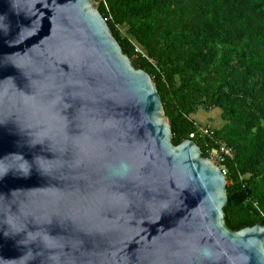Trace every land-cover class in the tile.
<instances>
[{"label": "water", "instance_id": "95a60500", "mask_svg": "<svg viewBox=\"0 0 264 264\" xmlns=\"http://www.w3.org/2000/svg\"><path fill=\"white\" fill-rule=\"evenodd\" d=\"M97 8L0 0V264H264Z\"/></svg>", "mask_w": 264, "mask_h": 264}, {"label": "trees", "instance_id": "16d2710c", "mask_svg": "<svg viewBox=\"0 0 264 264\" xmlns=\"http://www.w3.org/2000/svg\"><path fill=\"white\" fill-rule=\"evenodd\" d=\"M97 10L154 82L172 144L194 134L204 158L215 141L232 151L227 228L264 227V0H104ZM211 110L216 118L196 120Z\"/></svg>", "mask_w": 264, "mask_h": 264}, {"label": "built area", "instance_id": "2783aa9c", "mask_svg": "<svg viewBox=\"0 0 264 264\" xmlns=\"http://www.w3.org/2000/svg\"><path fill=\"white\" fill-rule=\"evenodd\" d=\"M97 2V4H99V2H104V0H95ZM145 57V56H144ZM145 59L148 61V63H150L153 67H156V63L154 61V59L149 58V57H145ZM209 131L206 128L200 127L199 128V132L201 134H208ZM194 134H190L189 135V139L193 138ZM216 146V150H214L212 153H210V155L208 156V159L210 161H212L213 163L217 164L218 167L221 169L223 175L225 176L227 171L225 169V167L222 165V163L225 161V158L227 157L228 159H232V151L225 147L224 145L220 144L219 142L215 141Z\"/></svg>", "mask_w": 264, "mask_h": 264}, {"label": "crops", "instance_id": "0c3cea01", "mask_svg": "<svg viewBox=\"0 0 264 264\" xmlns=\"http://www.w3.org/2000/svg\"><path fill=\"white\" fill-rule=\"evenodd\" d=\"M211 113H212V110L210 112H208V113H203L201 118H199L200 119L199 121L203 122L204 119H208V118H213L214 119V118H216L215 115H213ZM204 122H206V120Z\"/></svg>", "mask_w": 264, "mask_h": 264}, {"label": "rangeland", "instance_id": "374dc122", "mask_svg": "<svg viewBox=\"0 0 264 264\" xmlns=\"http://www.w3.org/2000/svg\"><path fill=\"white\" fill-rule=\"evenodd\" d=\"M123 31V30H122ZM124 32V31H123ZM201 114H203V112H201V111H199V114L198 115H201ZM199 118H201V116H197V118H196V120L198 119V120H200ZM200 122V121H199Z\"/></svg>", "mask_w": 264, "mask_h": 264}, {"label": "clouds", "instance_id": "9594fccd", "mask_svg": "<svg viewBox=\"0 0 264 264\" xmlns=\"http://www.w3.org/2000/svg\"><path fill=\"white\" fill-rule=\"evenodd\" d=\"M189 140H191V139H189ZM208 158V157H207Z\"/></svg>", "mask_w": 264, "mask_h": 264}]
</instances>
